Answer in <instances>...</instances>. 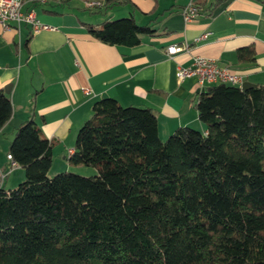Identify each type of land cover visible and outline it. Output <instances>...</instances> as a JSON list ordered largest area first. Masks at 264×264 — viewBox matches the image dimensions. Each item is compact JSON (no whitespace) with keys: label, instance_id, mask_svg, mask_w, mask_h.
<instances>
[{"label":"trees","instance_id":"obj_1","mask_svg":"<svg viewBox=\"0 0 264 264\" xmlns=\"http://www.w3.org/2000/svg\"><path fill=\"white\" fill-rule=\"evenodd\" d=\"M85 27L126 48L156 33L132 15ZM195 108L204 130L162 141L151 109L96 101L67 159L90 176L49 177L54 142L21 122L9 155L24 180L5 189L0 171V264H264V85L215 84ZM11 113L0 89V129Z\"/></svg>","mask_w":264,"mask_h":264},{"label":"crops","instance_id":"obj_2","mask_svg":"<svg viewBox=\"0 0 264 264\" xmlns=\"http://www.w3.org/2000/svg\"><path fill=\"white\" fill-rule=\"evenodd\" d=\"M87 2L100 5L88 8ZM107 2L26 0L23 10H34L56 30L33 34L21 26L19 32L0 31V89L10 86L12 104L11 117L0 129V171L5 181L13 184L24 178L18 165L7 173L12 138L4 136L13 137L26 119H33L54 142L49 173L56 166L70 172L67 159L78 130L101 98L151 109L164 141L180 127L204 130L195 104L209 86H198L195 78H176L177 69L189 66L195 57L229 68L243 77V83L264 85V0ZM190 4H199L201 13L188 22L182 10ZM129 15L138 25L153 24L155 35L143 36L138 45L126 48L103 44L86 31L85 25L99 26ZM184 44L188 50L167 54L168 47ZM249 46L255 62H239L237 50Z\"/></svg>","mask_w":264,"mask_h":264},{"label":"built area","instance_id":"obj_3","mask_svg":"<svg viewBox=\"0 0 264 264\" xmlns=\"http://www.w3.org/2000/svg\"><path fill=\"white\" fill-rule=\"evenodd\" d=\"M25 1L0 0L1 32H19L21 26H27L33 34L56 30V27L43 23L34 10H23ZM99 5L97 2L86 3L88 8L98 7ZM182 14L184 19L189 22L199 15V11L194 5L190 4L182 10ZM188 48L186 44L181 47L170 46L167 48V54L172 56L178 52L188 50ZM176 78L178 80L195 78L197 85L200 87L215 84L241 86L243 83L242 76L230 71L229 68L220 67L214 61L202 57H195L187 67H179L176 71ZM84 92L88 94L89 90L85 89ZM7 159L10 162V170H12L17 164L12 161L10 155L7 156ZM3 175L4 173L1 176Z\"/></svg>","mask_w":264,"mask_h":264},{"label":"rangeland","instance_id":"obj_4","mask_svg":"<svg viewBox=\"0 0 264 264\" xmlns=\"http://www.w3.org/2000/svg\"><path fill=\"white\" fill-rule=\"evenodd\" d=\"M4 138H6V140L8 139H11L12 136L10 135H5ZM78 168V169H77ZM10 171V168L7 169V173H9ZM62 171H64L63 169L59 168L58 166L54 167V169H52L51 173H49V177H53L59 173H62ZM70 173H74V174H77V175H82V176H90V175H95L96 174V171L95 169H92V168H89V167H73L71 166L70 168ZM5 175V174H4ZM3 175V176H4ZM3 176H1V182H2V185L5 189H8V188H14L16 187L19 183H21L24 178H22L21 181L19 182H14L13 184L11 182H7V180L5 181V176L3 178ZM13 176V175H12Z\"/></svg>","mask_w":264,"mask_h":264},{"label":"water","instance_id":"obj_5","mask_svg":"<svg viewBox=\"0 0 264 264\" xmlns=\"http://www.w3.org/2000/svg\"><path fill=\"white\" fill-rule=\"evenodd\" d=\"M252 87H255V86L253 84L248 83V82H244L240 86V88L243 89V90L248 89V88H252ZM4 92L6 94H9V92H10V86L5 87L4 88Z\"/></svg>","mask_w":264,"mask_h":264}]
</instances>
